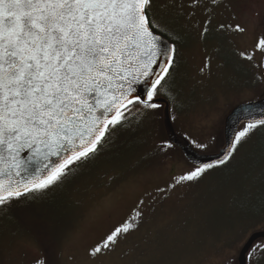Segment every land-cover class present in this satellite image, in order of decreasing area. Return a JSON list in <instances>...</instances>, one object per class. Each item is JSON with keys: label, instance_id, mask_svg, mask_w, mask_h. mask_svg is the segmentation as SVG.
I'll use <instances>...</instances> for the list:
<instances>
[{"label": "rangeland", "instance_id": "1", "mask_svg": "<svg viewBox=\"0 0 264 264\" xmlns=\"http://www.w3.org/2000/svg\"><path fill=\"white\" fill-rule=\"evenodd\" d=\"M192 4L152 0L151 17L177 43L165 98L175 131L211 154L224 144L227 114L264 98V0ZM128 111L91 163L33 205L0 212V264H237L248 239L264 232V125L228 167L173 188L196 167L168 143L164 111H146L142 123ZM248 264H264V239Z\"/></svg>", "mask_w": 264, "mask_h": 264}, {"label": "snow or ice", "instance_id": "2", "mask_svg": "<svg viewBox=\"0 0 264 264\" xmlns=\"http://www.w3.org/2000/svg\"><path fill=\"white\" fill-rule=\"evenodd\" d=\"M151 7L152 0H0V212L59 188L91 163L122 123L121 104L168 111L162 97L171 99L175 49L158 43ZM261 125L264 120L249 123L219 161L171 187L228 167ZM28 150L39 164L20 160ZM131 227L113 232L104 249Z\"/></svg>", "mask_w": 264, "mask_h": 264}, {"label": "water", "instance_id": "3", "mask_svg": "<svg viewBox=\"0 0 264 264\" xmlns=\"http://www.w3.org/2000/svg\"><path fill=\"white\" fill-rule=\"evenodd\" d=\"M160 36V41L158 43H162L163 45L173 47L175 49L174 44L168 40L167 38L163 37L162 35L156 33ZM155 47V45H153ZM157 70L158 69H154ZM138 91H141L138 89ZM142 95V91H141ZM122 99V97H121ZM166 104L168 102L166 101ZM131 105V104H130ZM128 105L127 107H129ZM127 107H124L123 104L120 105L118 111L119 114L123 112ZM116 111V109H114ZM264 120V98H261L256 101L242 103L240 105L235 106L229 114H227L225 118L224 124V145L220 148L217 152L211 154H200L192 147L187 139L182 136H179L173 127L171 117H170V110L168 107L167 112H163V124L166 136L168 140L177 147L182 154L184 155L185 159L193 166H206L208 164L214 163L219 161L225 152L227 151L228 147L231 145L234 138L237 136V133L240 127L244 124H249L251 122L261 121ZM28 159L35 160L37 164L40 163L39 160L35 156L32 155V151L28 150L27 152H23L20 156V160L26 161ZM54 159L49 158V160ZM264 239V232H257L253 234L243 247L237 264H248V254L256 244L257 241Z\"/></svg>", "mask_w": 264, "mask_h": 264}, {"label": "trees", "instance_id": "4", "mask_svg": "<svg viewBox=\"0 0 264 264\" xmlns=\"http://www.w3.org/2000/svg\"><path fill=\"white\" fill-rule=\"evenodd\" d=\"M157 33L163 35L164 37H166L167 39H169L171 42H173V43L175 44V48L177 49V43H176V41L172 40V39L169 38L166 34H163L162 32H160V31H158V30H157ZM131 108H132V110L135 109V113H136V115H137L136 122L142 123V122L144 121V119H145L146 111H147V110L143 109L142 107L138 106V105L135 104V103L131 105ZM133 114H134V113H133ZM76 171H77V169H76ZM74 173H75V172H74ZM74 173H73L71 176H73ZM22 200H23V198H22ZM15 203H16V202H13V204H12V206H11L10 209H13V208H15V209H19V208L24 207V206H22V205H25V206H26V205H33V203H35V199H32V200H24L23 203H21V204H15ZM14 204H15V205H14ZM26 207H27V206H26Z\"/></svg>", "mask_w": 264, "mask_h": 264}]
</instances>
